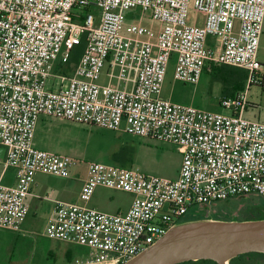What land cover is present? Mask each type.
I'll return each instance as SVG.
<instances>
[{
	"label": "built area",
	"instance_id": "1",
	"mask_svg": "<svg viewBox=\"0 0 264 264\" xmlns=\"http://www.w3.org/2000/svg\"><path fill=\"white\" fill-rule=\"evenodd\" d=\"M189 5L190 0H0V146L4 169H15L13 184L0 176V228L20 231L36 173L69 177L78 164L70 155L34 146L42 116L171 142L181 154L176 178L84 162V202L98 186L133 199L116 213L55 201L43 235L86 248L71 264H122L195 207L264 194V107L249 99L252 84L264 93V66L257 60L264 0H193V9L204 14L200 24L187 23ZM135 8L148 11L156 26L142 24L140 17L125 30L127 12ZM82 38L74 70H56ZM173 55L174 80L193 85L211 64L247 71L244 89L219 99L228 113L162 97ZM102 76L105 83L99 82ZM248 110L252 118L244 116Z\"/></svg>",
	"mask_w": 264,
	"mask_h": 264
},
{
	"label": "rangeland",
	"instance_id": "2",
	"mask_svg": "<svg viewBox=\"0 0 264 264\" xmlns=\"http://www.w3.org/2000/svg\"><path fill=\"white\" fill-rule=\"evenodd\" d=\"M140 17L142 24L152 27L156 26V22L150 19L148 11L143 14L138 8H135L127 12L124 22L125 30L129 24L138 22ZM203 18L204 14L194 10L193 0H190L186 19L187 23H194L195 21L200 24ZM210 38L213 40L212 36ZM257 60L264 66V33L260 36ZM174 65L175 55L171 57L167 65L162 87V97L183 104H192L205 110L228 113L219 104L221 96L220 80L213 78L210 73L203 71L197 84L193 85L176 81L174 80ZM225 66L228 67V65ZM99 82L105 83L106 80L102 76ZM249 99L264 107V93L258 85L252 84L250 86ZM252 115L253 112L249 110L244 113V116L247 118H252ZM260 116V120L264 121L263 109L260 112ZM45 120L55 129V133L47 135L41 126L36 132L35 145L38 142L44 141L48 148H53L59 153L70 155L78 161V164L71 168L70 183L72 186L70 193L77 192L75 186L79 183L78 179L84 177L86 174L84 162L97 161L118 164L114 160V156L117 153H121L122 156L128 155L129 163L127 167L146 174L167 178L177 177L181 163V154L178 147L171 142L111 131L97 126L83 125L64 119L45 118ZM41 122L42 119L39 120L38 124ZM49 179L52 178L49 177ZM114 195L117 199L122 200V202L128 200L124 192L116 191ZM53 196L51 195L50 197L52 198ZM55 198L66 202L82 204V202L79 203L62 197ZM256 200L263 202L264 195H252L245 198L232 197L213 202L210 206L217 205V207L214 208L210 217L226 219L231 215H236L238 218L243 219L249 217L250 214H264L263 211L257 209L256 204L258 203ZM28 222L32 226H28ZM43 224V217L39 215L34 216L29 213L25 222L21 224L20 231L0 228V264H71L75 259L86 254L87 250L83 246L45 237L43 235ZM66 247L76 253L72 261L67 263L65 262L64 254H62L63 249ZM50 252L55 253L54 256L58 259L57 262L51 263L49 262L51 260L48 259L45 261Z\"/></svg>",
	"mask_w": 264,
	"mask_h": 264
},
{
	"label": "water",
	"instance_id": "3",
	"mask_svg": "<svg viewBox=\"0 0 264 264\" xmlns=\"http://www.w3.org/2000/svg\"><path fill=\"white\" fill-rule=\"evenodd\" d=\"M4 154L5 148L0 147V158ZM245 252H264V218L219 219L206 213L172 224L154 243L122 264H178L199 259L226 264Z\"/></svg>",
	"mask_w": 264,
	"mask_h": 264
},
{
	"label": "crops",
	"instance_id": "4",
	"mask_svg": "<svg viewBox=\"0 0 264 264\" xmlns=\"http://www.w3.org/2000/svg\"><path fill=\"white\" fill-rule=\"evenodd\" d=\"M211 41L212 39L209 38L210 43ZM45 118L47 117L42 116L39 118V120L42 119V122L38 124L39 122L38 120L36 124L34 140H35L36 132L38 129L41 128V126L44 129L42 130L47 135H50V134L52 135L55 133V129L51 127L50 123L47 122ZM117 132H122V131H117ZM34 140H33L34 146L59 153L55 151L53 148H48L45 145L44 141L38 142L35 145ZM3 161H4V157L0 158V176H1L2 182L5 184H13L15 182V169L12 167L4 169ZM49 177H51L52 179H49ZM86 177H87V172L84 177H80L78 179L79 183L75 186L77 192L70 193L71 186H72L70 183L71 175L69 177H60V176H55V175L42 173V172L36 173L34 177V181L30 188V193L27 197V203L29 206L28 214L31 213L34 216L39 215L43 217V221H44L43 228H44L46 225L47 219L52 213L55 201L59 200L55 197H62V198L69 199L72 201H77L79 203L82 202V204H85L87 206L94 207L98 210L106 211L110 213L125 212L129 208V206L131 205L132 199H133L132 194L128 192L120 191L117 189H112V188H107V187H102V186L96 187L90 199L87 202H84L81 197V189L85 183ZM57 182H60V183H57ZM116 191L124 192V194L127 195L128 200L126 202H122V200L117 199L114 195V192ZM51 195H54V196L51 198L50 197ZM26 218L24 219L23 223L25 222ZM27 225L32 226L30 222H28Z\"/></svg>",
	"mask_w": 264,
	"mask_h": 264
},
{
	"label": "trees",
	"instance_id": "5",
	"mask_svg": "<svg viewBox=\"0 0 264 264\" xmlns=\"http://www.w3.org/2000/svg\"><path fill=\"white\" fill-rule=\"evenodd\" d=\"M79 11L80 12L88 11V9L82 8V9H79ZM82 17H83V13L81 14V18ZM84 45H85V41L82 38L81 42L79 44L75 45L70 50L67 63L64 66L57 64L56 70H59L60 67H63V70L66 73H71L74 70V68H75V66L79 60V57L83 51ZM204 71L210 73L213 78L221 81V90H220L221 96H220V98L232 96L236 92L244 89V87L246 85L247 71L242 69V68L234 67V66H228L227 67L225 65H213V64H211V65H209V67L204 68ZM114 160H116L118 162V164L115 163L116 165L123 166V167H127L128 163H129L128 162V155L122 156L121 153L120 154L117 153L114 156ZM241 196H243V195H241ZM238 197H240V196H238ZM254 218H264V214H259V215L250 214L249 217H246L243 219H254ZM188 219H192V218H185L182 221L188 220ZM226 219H240V218H238L236 215H231L230 217H228ZM61 245H64V244H61ZM62 254H64V258H65L66 263L69 261H72V259L76 255V253L73 250H70L68 247L63 249ZM54 255H55L54 252H50L47 255L48 257L45 259V261L48 259V260H51V261H49L51 263L57 262L58 259ZM49 258H52V259H49Z\"/></svg>",
	"mask_w": 264,
	"mask_h": 264
},
{
	"label": "flooded vegetation",
	"instance_id": "6",
	"mask_svg": "<svg viewBox=\"0 0 264 264\" xmlns=\"http://www.w3.org/2000/svg\"><path fill=\"white\" fill-rule=\"evenodd\" d=\"M252 195H264V194H246L243 196H240V198L250 197ZM238 197V196H237ZM230 199V198H228ZM257 201V200H256ZM217 202V201H215ZM258 204L256 206L258 207V210H261L264 212V201L261 202L260 200L257 201ZM212 203L207 205H200L198 207H195L192 210H189L188 213L184 216L185 218H197V217H203L206 213H208V216H211L214 208L217 207V205H212ZM208 209V210H207ZM178 264H218L216 261L211 259H199V260H189L185 262H181ZM226 264H264V252H245L238 254L232 258H230Z\"/></svg>",
	"mask_w": 264,
	"mask_h": 264
}]
</instances>
